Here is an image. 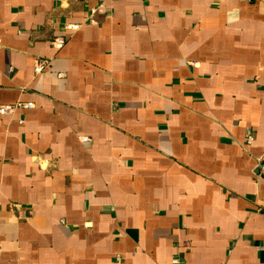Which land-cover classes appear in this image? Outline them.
Wrapping results in <instances>:
<instances>
[{"label":"crops","instance_id":"1","mask_svg":"<svg viewBox=\"0 0 264 264\" xmlns=\"http://www.w3.org/2000/svg\"><path fill=\"white\" fill-rule=\"evenodd\" d=\"M0 105V264H264V0H0Z\"/></svg>","mask_w":264,"mask_h":264},{"label":"built area","instance_id":"2","mask_svg":"<svg viewBox=\"0 0 264 264\" xmlns=\"http://www.w3.org/2000/svg\"><path fill=\"white\" fill-rule=\"evenodd\" d=\"M74 27H77V25H74ZM65 42H66V39L64 37H56L54 40H53V45L56 47V48H62L64 45H65ZM49 65V61L48 59L46 58H38L36 61H35V73L36 74H39V73H42L46 68L47 66ZM19 105H0V113L1 114H9V113H12L14 112L17 107ZM26 106L28 108H32L34 105L33 103H27ZM83 141H88V138L86 137H83L82 138ZM252 140V137L249 138V142ZM258 166L260 168V173H261V176L264 178V153L258 157Z\"/></svg>","mask_w":264,"mask_h":264}]
</instances>
